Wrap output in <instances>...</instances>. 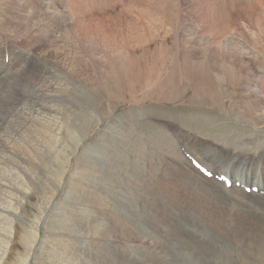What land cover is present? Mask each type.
I'll return each mask as SVG.
<instances>
[{
    "label": "rangeland",
    "instance_id": "obj_1",
    "mask_svg": "<svg viewBox=\"0 0 264 264\" xmlns=\"http://www.w3.org/2000/svg\"><path fill=\"white\" fill-rule=\"evenodd\" d=\"M38 1L12 0L11 15L9 4L0 9L2 39L17 43L23 51L33 44L29 49L35 50L33 63L25 55L13 57L8 69L0 64L2 78L10 79L2 98L9 100L17 84L23 86L30 80V95L45 96L63 125L54 129V138L46 146H33L30 153L10 152L7 148L13 145L0 141V205L4 209L0 212V264H264V201L259 200L258 206L251 202L252 207L234 196L254 201L264 195L247 194L234 186L235 192L215 179L207 180L188 164L183 152L190 139V151L213 171L219 172L222 162L241 167L258 163L257 169H240L237 175L264 176V158H247L225 136H219V142L215 139L219 117H226L222 128L236 140L254 123L258 129L264 127L260 112L244 119L248 113L245 98L240 96L237 111L227 100L229 91L243 92L254 77L262 80L264 76V0ZM61 42L64 48L53 49ZM3 48L4 62L9 65L10 45L5 41ZM48 48L54 58L62 54L66 62L40 63L37 52L45 54ZM113 59L121 65L117 73H122V86L118 82L120 86L116 82L112 86L106 78L112 73L109 62ZM182 60L190 69L203 61L208 78H214L194 75L190 83L182 72L171 78ZM51 71L65 80L61 93L55 94L48 86ZM204 87H220L223 96L205 92ZM173 90L181 93L175 100L171 99ZM259 91L257 87L259 96L253 101H263ZM16 95L15 100H20L22 95ZM15 100L8 105L17 104ZM3 109L0 115H11L14 110L4 113ZM82 112L92 119L91 124L79 119ZM205 115L215 118L213 125L202 124ZM125 121L129 124L124 125ZM211 126L217 127L216 132ZM152 131L163 135L162 147L156 148ZM116 132H121V138ZM124 140L131 145L117 147L122 149L120 156L103 158L94 152L96 146L100 150L102 144L112 147L111 142L120 145ZM137 140L148 152L144 158L137 157ZM111 150L117 153L112 147L110 154ZM259 151L264 155V144ZM192 153L188 155L194 158ZM6 166L12 173L1 176ZM74 196L82 199L76 202Z\"/></svg>",
    "mask_w": 264,
    "mask_h": 264
},
{
    "label": "bare ground",
    "instance_id": "obj_2",
    "mask_svg": "<svg viewBox=\"0 0 264 264\" xmlns=\"http://www.w3.org/2000/svg\"><path fill=\"white\" fill-rule=\"evenodd\" d=\"M2 1V0H1ZM34 1H36V2H39L38 0H34ZM87 2V1H86ZM86 2H84V3H86ZM39 3H41V2H39ZM5 4H9L10 5V8H11V11H10V13H8V15H11L14 11H13V9H14V5H13V2H12V0H4L3 1V4H2V6L0 7V9L2 10V7L5 5ZM0 5H1V3H0ZM84 5V4H83ZM87 5V4H86ZM86 5H84V7L86 6ZM68 9V8H67ZM0 10V11H1ZM83 10V9H82ZM16 11H17V8H16ZM219 11V10H218ZM224 11V10H223ZM68 12H69V10H68ZM198 13V12H197ZM243 13V12H242ZM220 14H221V12H220ZM222 14H223V12H222ZM220 16H222V15H220ZM94 17V16H93ZM62 18H65V20L68 18V16H66L65 14H62ZM86 18V17H85ZM44 20L46 19V18H43ZM72 23V21H70L69 22V24H71ZM81 24V23H80ZM75 25H76V23H75ZM216 25V24H215ZM61 28H62V26H61ZM60 28V29H61ZM72 28V27H71ZM70 29V28H69ZM74 29V28H73ZM76 33V32H75ZM70 37V36H69ZM77 39H78V37H77ZM33 40H36L35 38H33ZM7 42L9 45H10V62H8V63H10L9 65L7 64V63H5L4 62V58H5V56L3 57V52H4V48H3V46H4V42ZM67 42V41H66ZM69 42V41H68ZM84 42V41H83ZM65 44V43H64ZM64 44H62V42L60 43V44H55L54 45V47H53V49H56L58 46H60L61 48H64ZM72 44V43H71ZM70 44V45H71ZM218 44V43H217ZM33 44H30V45H27V48H28V50H26V51H23L21 48H20V46L17 44V43H14V42H10V41H8V40H5V39H2V36L0 35V64L2 65V67L3 68H5V69H8V68H10L11 67V65H12V60H13V57H19V56H21V57H23V56H25L26 55V57L29 55L30 56V63H33V61H34V55H35V50H30L29 48L32 46ZM212 46V45H211ZM220 48V47H219ZM19 51V52H18ZM67 51H68V49H67ZM65 52V51H64ZM69 53V52H68ZM205 53V52H204ZM220 53V52H219ZM65 54V53H64ZM64 54H63V56H64ZM32 55V56H31ZM37 55L39 56V58H40V63H45V64H48L47 62H49V60H50V62H53L52 60H57V59H61V61H63V63H65L66 62V60H67V58L64 56V57H62V54L61 55H57L55 58L53 57V54H52V52H51V49L50 48H48L47 49V53H41V52H37ZM72 55H74V54H72ZM72 55H70V56H72ZM66 56H69V55H66ZM83 56V55H82ZM79 57V56H78ZM186 57V56H185ZM70 58V57H69ZM181 58V57H180ZM72 59V58H71ZM74 59V58H73ZM109 59V58H108ZM76 60V59H75ZM98 60V59H97ZM206 60V59H205ZM204 60V61H205ZM71 61V60H70ZM111 62H109V60H107V61H105V62H109V64H110V66H109V68L111 69V68H113V70H112V73H111V71H110V75H108L106 78H109V81L111 82V84H112V86H115V82L117 83H121L122 81V73H120L119 71H118V73H117V70H119L120 68H121V65L117 62V61H115L114 59L113 60H110ZM200 60H198V62H199ZM220 61V60H219ZM73 62V61H72ZM180 63H181V67L180 68H175V69H173L172 71V73H170V77L171 78H175L176 79V77L178 76L177 75V73L176 72H182L187 78H189L191 81H190V83H192V79H191V76H194V75H196V76H199V77H201V79L202 78H204V79H207L208 78V74H206V73H208L207 71H205L203 68H202V66H203V61H200L199 63H196V61H195V63H196V66H194V67H192V69H190V67L188 66V65H186V64H184V62H183V60L182 61H179ZM192 62V61H191ZM190 62V63H191ZM194 62V61H193ZM192 62V63H193ZM207 62V61H206ZM62 63V64H63ZM77 63V62H76ZM188 63V62H187ZM69 64H71V63H69ZM78 64V63H77ZM80 64V63H79ZM108 64V63H107ZM100 65V64H99ZM104 65V64H103ZM205 65V64H204ZM192 66V65H191ZM198 66V67H197ZM225 66V65H224ZM62 67V66H61ZM71 67V66H70ZM107 67V66H106ZM71 68H74V66H72ZM82 68V67H81ZM207 68V67H206ZM224 68V67H223ZM25 68L23 67L22 68V70H24ZM64 69V68H63ZM75 69V68H74ZM76 69H77V67H76ZM212 69V68H211ZM217 69V68H216ZM71 71V70H70ZM69 71V72H70ZM79 71V70H78ZM208 71H209V69H208ZM58 72V71H57ZM56 72V73H57ZM63 72V71H62ZM80 72V71H79ZM212 73V72H211ZM210 73V74H211ZM235 73V72H234ZM50 74H52L49 78H46V81H47V83H48V86H49V88L55 93V94H57V93H61V90H62V88H61V84L62 83H64V79L63 78H59L56 74H54V72L53 71H51V73ZM75 74V73H74ZM78 74V73H77ZM76 74V75H77ZM106 74V73H105ZM214 74V73H213ZM3 75H4V73H0V109H3L4 107H6V106H8V107H6L5 109H3V112L5 113V112H7L8 110H10V109H14L13 110V112H12V114L10 115H8V114H1L0 115V141L1 142H3V143H7V144H9V145H13V147H8L7 148V150L8 151H10V152H13V153H18V152H21V153H30V152H32L33 151V146H36V145H40V147L41 148H43L44 146H46V143H48L52 138H54V136H53V133H54V129L55 128H57V126L59 125V121L58 120H60L61 118H57L56 117V113H55V111H56V109L55 108H53L54 106H52V105H50V101H48L47 100V98L45 97V96H36V97H32L30 94V91H29V87H30V85L32 84H30V80H28V84H24L23 86H21V82L19 83V84H17L16 85V90H15V92L13 93V95H12V97L9 99V100H7V99H3L2 97H4V88H5V85H6V83L10 80L9 78H5V79H3L2 77H3ZM29 76H31V74L29 75ZM28 76V77H29ZM213 76V75H212ZM251 76L252 77H250V78H253V75L251 74ZM20 77V73H19V75H18V78ZM69 77V76H68ZM105 77V76H104ZM101 78V77H100ZM105 78V79H106ZM178 78V77H177ZM197 78V77H196ZM211 78H214V76L213 77H211ZM211 78H208V79H211ZM262 78V80L260 79V80H256V78L254 77L253 78V81L251 82V85L249 84L248 86H245L246 87V89H244L243 90V92H240V89L237 91V92H235V91H229V95H230V97L227 99V100H230L232 103H233V107H234V109H235V111H237L238 109H241V106H239V104H238V101H239V99H240V96L241 97H243V98H245V108H247L248 109V113L247 114H245L244 115V119H246V118H248V117H250V116H252V113L253 112H256V113H258V112H260L259 114H258V117H260V116H264V107H263V104H264V99H263V101H261V100H259V102L256 100V101H253V99H254V97H258L259 95H257V87L261 90V91H259V92H261L263 95H264V86H263V84H264V76L263 77H261ZM23 79V78H22ZM102 79V78H101ZM259 79V78H258ZM108 80V79H107ZM106 80V81H107ZM195 80V79H194ZM200 80V79H199ZM240 80H242V79H237V81L236 82H238V81H240ZM93 81V80H92ZM105 81V80H104ZM196 81V80H195ZM212 81V80H211ZM210 81V82H211ZM243 81V80H242ZM178 82V81H177ZM217 82V81H216ZM258 82V83H257ZM67 83V85H68V82H66ZM103 83V82H102ZM118 83L116 84V85H118ZM175 83V82H174ZM213 84V83H212ZM220 84V83H219ZM244 84V83H243ZM66 85V84H65ZM103 85V84H102ZM108 85V87H109V84H107ZM180 85V84H179ZM209 85V84H208ZM217 85V84H216ZM118 86H120V85H118ZM121 86H122V83H121ZM203 86V85H202ZM214 86V85H213ZM72 87H73V85H72ZM107 87V86H106ZM160 87V86H159ZM170 87V86H169ZM180 87V86H179ZM193 87V86H192ZM239 87H240V85H239ZM254 87H255V89H254ZM74 88V87H73ZM72 88V89H73ZM110 88H111V86H110ZM122 88V87H121ZM163 88V87H162ZM174 88V87H173ZM202 88V87H201ZM205 88V87H204ZM210 88V89H209ZM67 89V88H66ZM71 89V88H70ZM109 89V88H108ZM171 89V88H170ZM179 89V88H178ZM192 89V88H191ZM194 89V88H193ZM196 89V88H195ZM217 89V91H215ZM224 89V88H223ZM197 90V89H196ZM202 90V89H201ZM253 90V91H252ZM117 91V90H116ZM162 91V90H161ZM18 92V93H17ZM63 92V91H62ZM70 92V91H69ZM68 92V93H69ZM110 92V91H109ZM156 92V91H155ZM163 92H164V90H163ZM205 92H208V93H215V94H217V95H221V96H223V90L220 88V87H218V88H216V87H206L205 88ZM65 93V92H64ZM66 93H67V91H66ZM73 93V92H72ZM162 93V92H161ZM180 92L179 91H176V90H173V93H172V98L171 99H176V97H178V94H179ZM204 93V92H203ZM202 93V94H203ZM235 93H237V94H235ZM22 95L21 96V101L20 100H18L17 98V100H15V95ZM101 94V93H100ZM109 94V93H108ZM122 94V93H121ZM171 94V93H170ZM181 94V93H180ZM16 95V96H17ZM60 95V94H59ZM77 95H78V92H77ZM79 95H80V93H79ZM78 95V96H79ZM89 95V94H88ZM88 95H86L87 97H88ZM91 95V94H90ZM110 95V94H109ZM163 95V94H162ZM61 96V95H60ZM72 96H73V94H72ZM85 96V95H84ZM118 96V95H117ZM170 96V95H169ZM212 96V95H211ZM214 96V95H213ZM212 96V97H213ZM165 100H171V99H169L170 97H168V96H162ZM181 97V96H180ZM179 97V98H180ZM187 97V96H186ZM217 97V96H216ZM84 98V97H83ZM121 98V97H120ZM158 98V97H157ZM198 98V97H197ZM196 98V99H197ZM209 98V97H208ZM88 99L89 100H92L91 99V97H88ZM94 99H96L95 97H94ZM174 99V100H175ZM222 99V98H221ZM17 101L18 103L17 104H14V103H12V104H14V105H8V104H10L11 102H13V101ZM201 100H203V98L201 99ZM212 100V98H210V101ZM20 101V102H19ZM58 101H60V100H58ZM86 101H88V100H86ZM92 101H94V100H92ZM209 101V102H210ZM213 101V100H212ZM218 101V100H217ZM53 102V101H52ZM54 102H56V101H54ZM82 102V101H81ZM58 102H56V104H57ZM61 103V102H60ZM60 103H59V105H60ZM96 103V102H95ZM194 103V102H193ZM212 103V102H211ZM218 103V102H217ZM91 105H92V103H90ZM214 104V103H213ZM216 104V103H215ZM47 105H50L49 106V108L47 109V111L45 112V114H42L41 113V111H43L44 109H45V107L47 106ZM53 105H55V104H53ZM89 106V107H92V106ZM220 105V104H219ZM87 106H88V104H87ZM103 107V106H102ZM211 107V106H210ZM228 107V106H227ZM113 108V107H112ZM220 108V107H219ZM111 109V108H110ZM221 109V108H220ZM211 110V109H210ZM10 112V111H9ZM111 112V111H110ZM202 112V111H201ZM76 113V112H75ZM103 113V112H102ZM210 113V112H209ZM208 113V114H209ZM204 114V113H203ZM219 114V113H218ZM58 115V114H57ZM138 117H143L144 118V116H143V113H141V112H138ZM145 115V114H144ZM206 115H207V113H206ZM205 115V117H203L202 119H200V121H202V124H208V123H210L211 121H212V119H215L214 117L213 118H211L210 116H206ZM215 115V114H214ZM137 116V115H136ZM226 116V115H225ZM78 117V116H77ZM76 117V118H77ZM91 117V116H90ZM110 117V116H109ZM118 118V117H117ZM216 118H217V116H216ZM79 119L80 120H83L84 119V122H82V123H85V120L87 121V122H89V124H91V120H90V118H88L85 114H83V112L80 114V116H79ZM78 119V120H79ZM95 119V118H94ZM119 119V118H118ZM149 119V118H148ZM218 119V118H217ZM62 120V119H61ZM63 120H64V118H63ZM100 120V119H99ZM117 120V119H116ZM121 120V119H120ZM219 135H218V137L217 138H215V139H217L216 140V142H219V136H222V139H223V136H225V137H227L228 139H229V141H230V143H231V146L232 145H235V146H238V149H239V151L240 152H242L243 154H245V156L247 157V158H255V157H257V156H259L258 158H260V159H263L264 158V155H261L260 154V151H259V149H260V147L264 144L263 143V141H264V127L263 128H260V129H258V128H256V127H254L256 124L254 123V124H252L251 126H249L250 128H252V129H250V130H246L245 132H244V134H243V138H238L237 140H236V138L234 137V136H232L231 134H230V132L228 133L227 131H226V129H223L222 128V126L224 125V123H225V121H226V117H219ZM258 120V119H257ZM257 120H256V122H257ZM94 121H96V120H94ZM119 121V120H118ZM214 121H216V120H214ZM213 121V122H214ZM100 122V121H99ZM117 122V121H116ZM123 122V121H122ZM121 121H120V123H122ZM126 123H124V125L125 124H127V122L128 121H125ZM213 122H211V125H213L214 123ZM81 123V124H82ZM96 123V122H95ZM115 123V122H114ZM190 123V122H189ZM213 123V124H212ZM217 123V122H216ZM61 125H63V123H60ZM78 124V123H77ZM80 124V123H79ZM129 124V123H128ZM127 124V125H128ZM200 124V123H199ZM202 124H201V127H202ZM65 125V124H64ZM85 125V124H84ZM117 125H122V124H114V126H117ZM124 125H122V126H124ZM82 126V125H81ZM89 126V125H88ZM208 126V125H207ZM206 126V127H207ZM234 126V125H233ZM236 126V125H235ZM238 126H240V125H238ZM85 127V126H84ZM121 127V126H120ZM135 127V126H134ZM209 127V126H208ZM211 127H213V126H211ZM215 127V126H214ZM213 127V128H214ZM237 127V126H236ZM89 128V127H88ZM122 128V127H121ZM119 129V131L121 130V132L123 131L122 129ZM124 128V127H123ZM128 128H129V126H128ZM128 128L126 127L124 130H128ZM137 128H139V127H137ZM197 128V127H196ZM195 128V129H196ZM200 128V126L197 128V130ZM213 128H212V130H213ZM217 128V127H216ZM216 128H214L215 129V131L214 132H216ZM226 128V127H225ZM67 129V128H66ZM141 129V128H140ZM194 129V128H193ZM204 129V128H203ZM211 129V128H210ZM242 129V128H241ZM258 129V130H257ZM74 130H76V129H74ZM90 130H92L91 128H90ZM113 130H115V129H113ZM134 130V129H133ZM136 130V129H135ZM138 130V129H137ZM184 130H185V128H184ZM207 130V129H206ZM205 129H204V131H206ZM211 130V131H212ZM239 130V129H238ZM200 131H202V130H200ZM120 132V133H121ZM138 132V131H137ZM146 132V131H145ZM151 132V131H150ZM149 132V133H150ZM153 133H152V139H153V141H156L157 142V144H158V146L156 147V148H160V147H162V145L164 144V141H165V139H164V137H163V135H161V134H159V133H156L155 131H152ZM197 132H199V131H197ZM207 132H209V131H207ZM116 133H118V132H116ZM120 133H118V136L117 137H120ZM130 133H131V131H130ZM130 133H128V134H130ZM149 133H148V135H149ZM122 134H123V132H122ZM198 134V133H197ZM207 134V133H206ZM205 135V134H204ZM203 135V136H204ZM209 135V134H208ZM130 136H132V134L130 135ZM143 136V135H142ZM200 136V135H199ZM205 136H207V135H205ZM217 136V135H216ZM215 136V137H216ZM138 137V136H137ZM146 137V136H145ZM180 137V136H179ZM212 137L214 138V136L212 135ZM121 138V137H120ZM127 138V137H126ZM125 138V139H126ZM130 138V137H129ZM181 138V137H180ZM206 138H209V137H206ZM131 139V138H130ZM133 139V138H132ZM137 139V138H136ZM140 139V138H139ZM142 139V138H141ZM144 139V138H143ZM142 139V140H143ZM120 140V139H119ZM127 140V139H126ZM122 141V140H121ZM120 141V142H121ZM133 141V140H132ZM136 141V140H135ZM92 142H94V141H92ZM112 144H113V149H115L116 151H117V153H115L114 154V152L112 151V154H110V149H112V147H110V144H108V145H106V144H102V145H104V146H101L102 148L99 150V148H98V146H96L97 148H95V151L94 152H96V154L99 156V157H103V158H106V157H108L107 155H109V156H111V157H116V156H120V154H118V153H121V151H122V149H123V146H128L129 144L127 143V142H125V140L123 141V142H121L120 143V145L118 144V143H116V142H111ZM152 143V142H151ZM187 143V146L185 147L186 149L183 151L184 152V156H185V158L184 159H186L187 160V162H188V164L189 165H191L190 163H189V161H188V159H187V154L189 153V154H191L192 152L190 151V148L188 147V144L189 143H193L190 139L186 142ZM92 145V144H91ZM101 145V144H100ZM131 145V144H130ZM136 145V151H137V157L138 158H144L147 154H148V152H146V149H145V145H144V143H141V142H138V140H137V143L135 144ZM179 145V144H178ZM93 146V145H92ZM119 146H122V149L120 150L119 149V151H118V149H117V147H119ZM174 146H175V144H174ZM172 148H173V145L171 146ZM179 147V146H178ZM92 148V147H91ZM130 148H132V147H130ZM177 148V147H176ZM17 149H19V150H17ZM94 149V148H93ZM92 149V150H93ZM96 149H98V151H96ZM180 149V148H179ZM183 150V149H182ZM85 151V150H84ZM129 151H130V149H129ZM151 151V150H150ZM177 151V150H176ZM88 152V151H87ZM132 152V151H131ZM168 152H171V151H169L168 150ZM178 152V154L180 155V152L179 151H177ZM182 152V153H183ZM191 152V153H190ZM150 153V152H149ZM90 154H93V151L90 153ZM95 154V153H94ZM93 154V155H94ZM193 154V153H192ZM89 155V153L87 154L86 153V155L85 156H88ZM183 155V154H182ZM97 156V157H98ZM181 156V155H180ZM193 156H194V158L196 159V157H195V155L193 154ZM126 157V156H125ZM155 157V156H154ZM157 157V156H156ZM90 158H92L91 156H90ZM89 158V159H90ZM94 158V157H93ZM92 158V159H93ZM3 158L2 157H0V161L2 160ZM82 159V158H81ZM87 159V158H86ZM88 159V160H89ZM100 159V158H99ZM98 159V160H99ZM153 159V158H152ZM151 159V160H152ZM183 159V160H184ZM85 160V159H84ZM95 160V162H93V163H96V159H94ZM107 160V159H106ZM123 160V159H122ZM127 160V159H126ZM154 160V159H153ZM197 160V159H196ZM103 161V160H102ZM115 161V160H114ZM198 161V160H197ZM233 161V160H232ZM231 161V162H232ZM88 162V161H87ZM92 161L90 160V163H91ZM109 162V161H108ZM134 162V161H133ZM151 162V161H150ZM153 162V161H152ZM186 162V161H185ZM199 162V161H198ZM222 162V161H221ZM234 162H237V160H235ZM89 163V162H88ZM106 163V162H105ZM111 163V162H110ZM123 163V162H122ZM141 163H142V161H141ZM200 163V162H199ZM100 163H98V165H99ZM114 164H115V162H114ZM130 164H132V163H130ZM135 164V163H134ZM200 164H202V166L203 167H205L208 171H210L211 173H213V175H217V176H219V177H222V176H225V177H227L232 183H233V181L235 180V186H236V184L239 182L240 184H241V186H243L244 188H247V186H259V191L262 193L263 191H264V176L262 175V174H254L253 175V173H248V174H244V175H237V174H239L240 172H242V171H244L243 169H245V168H247L248 170L249 169H257V164H254V165H251V166H242L241 167V164H238V165H233V166H230V165H228V164H232V163H228V164H226L225 162H222V164H225L226 166H224V165H222L221 164V166H220V169H219V172H216V171H213L212 169H210V168H208L207 166H205L203 163H200ZM90 165H92V164H90ZM89 165V166H90ZM102 165V164H101ZM106 165V164H105ZM94 166V165H93ZM111 166V165H110ZM134 166V165H133ZM139 166V165H138ZM162 166V165H161ZM7 167V166H6ZM96 167V166H95ZM95 167H92V168H94L95 170H96V168ZM100 167V166H99ZM135 167V166H134ZM133 167V168H134ZM136 167H137V164H136ZM235 167H237V169L235 168ZM16 167H14L13 169H15ZM131 168V167H130ZM192 168V167H191ZM7 169V171L6 170H4L5 171V174L4 175H2L3 174V172H2V174H1V176H5V175H9V174H11L12 173V170H10V168L9 167H7L6 168ZM18 169V168H17ZM48 169V168H47ZM103 169V168H102ZM127 169V168H126ZM240 169H242V171L240 170ZM137 171H134V170H132V171H134L135 172V174H136V172H138L139 170L138 169H136ZM162 170V169H161ZM129 171H130V169H129ZM258 171V170H257ZM100 172V171H99ZM102 172V171H101ZM105 172V171H104ZM107 172V171H106ZM140 172V171H139ZM245 172V171H244ZM247 172V171H246ZM104 174V173H103ZM106 174V173H105ZM121 174H122V172H121ZM132 174H133V172H132ZM129 175V174H128ZM137 175V174H136ZM200 175V174H199ZM14 176V175H13ZM102 176H104L105 177V175H102ZM127 176V175H126ZM138 176V175H137ZM194 176V175H193ZM201 176V175H200ZM8 177V176H7ZM7 177H5L4 179H7L8 181H11L10 179H8ZM128 177H130V176H128ZM133 177V176H132ZM134 177H135V175H134ZM195 177L197 178L198 176H196L195 175ZM251 177V180L249 179ZM3 178V177H2ZM109 178V177H108ZM200 178V177H199ZM74 179V178H73ZM201 179H203V177H201ZM75 180V179H74ZM132 180H133V178H132ZM204 180V179H203ZM86 181H88V179L86 180ZM107 182V181H106ZM205 182V181H204ZM215 182V181H214ZM210 183H208V185H209ZM79 185V186H78ZM77 186L79 187V188H81L80 186H81V184H80V182H79V184H78ZM83 186V185H82ZM97 186V185H96ZM105 186V185H104ZM101 187V186H100ZM211 188H213L214 186H210ZM222 187V186H221ZM262 187V188H261ZM79 188H77V189H79ZM104 188H106V187H104ZM215 188V187H214ZM213 188V189H214ZM232 190H235V187L234 186H232ZM82 189V190H81ZM81 189H79V191L81 190V192H83V189L84 188H81ZM226 189V188H225ZM241 189V188H240ZM11 190V189H10ZM215 190V189H214ZM237 190V189H236ZM235 190V192H237ZM75 191V190H74ZM216 192H217V190H215ZM241 191V190H240ZM85 192H86V190H85ZM222 192H223V190H222ZM73 193H76V191L75 192H73ZM78 193H80V192H78ZM218 193V192H217ZM231 193V192H230ZM221 197H223V198H226L225 197V194H224V196H222L221 194H220V192L218 193ZM233 194H234V192H233ZM240 194H242V193H240ZM259 194V193H258ZM84 195H86L85 193H84ZM244 195V194H243ZM75 196H77V195H75ZM74 196V197H75ZM81 196H82V194H81ZM235 196V198H237V199H240V200H244V201H246L247 202V204L249 205V206H252L251 205V202L254 204V206H258L259 205V200H263L264 201V197H256V198H254V201L252 200V198L251 197H249V200L247 199V198H245L244 196H240V195H234ZM83 197V196H82ZM88 197V196H87ZM72 198V197H71ZM78 197H75V200L77 199ZM80 198V197H79ZM78 198V199H79ZM89 198V197H88ZM74 199V198H73ZM72 199V200H73ZM77 199V200H78ZM80 199H82V198H80ZM79 199V200H80ZM91 199H93V198H91ZM227 199V198H226ZM77 200H76V202H77ZM78 200V201H79ZM83 200H84V198H83ZM252 200V201H251ZM71 201V200H70ZM82 201V200H81ZM80 201V202H81ZM87 201V200H86ZM94 201H97V200H95V198H94ZM66 202V201H65ZM72 202V201H71ZM74 202V201H73ZM72 202V203H73ZM83 202V201H82ZM90 202V201H89ZM156 202V201H155ZM64 203V202H63ZM95 203V202H94ZM79 204H82V203H79ZM91 204V203H90ZM98 204V203H97ZM96 204V205H97ZM109 204V203H108ZM76 205V204H75ZM74 205V206H75ZM92 205V204H91ZM95 205V204H94ZM93 205V206H94ZM88 206V205H87ZM143 206V205H142ZM151 206V205H150ZM68 207H71V206H68ZM77 207V206H76ZM121 207H122V209H124V204H121ZM253 207V206H252ZM74 209V207H73V205H72V207H71V209ZM129 208V207H128ZM128 208H126V209H128ZM73 209L71 210L72 212H74L73 211ZM75 210V209H74ZM150 210V209H149ZM0 212H4V209H3V207L0 205ZM8 212V211H7ZM126 213V212H125ZM124 213V214H125ZM136 214V213H135ZM134 214V215H135ZM145 214V213H144ZM75 215H73V217H74ZM140 216V215H139ZM138 216V217H139ZM76 217V216H75ZM131 219V218H130ZM85 220V219H84ZM75 221H77V219L75 220ZM80 221V220H79ZM79 221H77L78 223H79ZM82 222V221H81ZM129 221H127V223H128ZM131 222V221H130ZM85 223V222H84ZM171 223V222H170ZM80 224H82V223H80ZM79 224V225H80ZM133 224V223H132ZM153 224V223H152ZM84 225V224H83ZM129 225H130V223H129ZM145 226V225H144ZM156 226V225H155ZM136 227V226H135ZM153 227V226H152ZM174 227V226H173ZM60 228V227H59ZM158 228V227H157ZM6 229V228H5ZM146 229V228H145ZM144 229V230H145ZM174 229V228H173ZM148 230V229H147ZM147 230H145V231H147ZM152 230H153V228H152ZM170 230V229H169ZM158 231H160L159 229H158ZM73 234V233H72ZM77 234V233H76ZM74 236H75V234H74ZM69 238V237H68ZM72 238V237H71ZM74 238H76V237H74ZM67 239V238H66ZM205 239V238H204ZM69 240V239H68ZM97 241V240H96ZM192 241V240H191ZM66 242V241H65ZM86 242H87V240H86ZM204 242V241H203ZM207 242V241H206ZM210 242V241H209ZM68 243H70V242H68ZM96 243V242H95ZM83 244H84V241H83ZM82 244V245H83ZM203 244V243H202ZM209 244V243H208ZM68 245V244H67ZM63 246H65V245H63ZM64 248V247H63ZM67 248V247H66ZM65 248V249H66ZM199 248H200V246H199ZM202 249V248H201ZM62 251V250H61ZM80 251H81V249H80ZM199 251V250H198ZM219 251V250H218ZM65 254H66V252H65ZM79 254V253H78ZM61 255V254H60ZM41 256V255H40ZM72 256V255H71ZM221 256V255H220ZM69 258V257H68ZM66 259V258H65ZM49 261V260H48ZM80 263V262H79ZM181 264H188L187 262H185V261H183V262H181ZM218 264V263H217Z\"/></svg>",
    "mask_w": 264,
    "mask_h": 264
}]
</instances>
